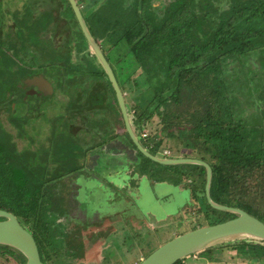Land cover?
<instances>
[{
  "label": "trees",
  "instance_id": "obj_1",
  "mask_svg": "<svg viewBox=\"0 0 264 264\" xmlns=\"http://www.w3.org/2000/svg\"><path fill=\"white\" fill-rule=\"evenodd\" d=\"M77 2L124 92L133 130L143 145L149 150L147 141H151L154 147L162 146L163 140H157L159 130L142 136L155 116L161 118L172 138L202 140L208 149L214 151V162L208 160L213 170L210 187L213 200L244 209L264 221V0ZM45 3L47 8L40 21L35 20L29 42L42 43L44 48H52L53 51L45 57H40L38 50L24 51L32 57L27 58L20 54L27 41L19 50L9 42L1 41L0 106L7 111L8 106L12 110L10 105L14 104L16 113L26 107L29 97L26 100L20 98L21 92H27L26 83L21 81V88L17 86L14 92L15 89L10 90V87L16 84L11 82L19 83L18 76L42 72L46 66L44 70L48 76L42 73L52 82L53 91L48 94L41 91L32 93L39 112L45 110L43 103L46 98V108L54 105L53 108L57 109L56 106L62 102L55 96L57 93L70 100V103L63 104L65 111L79 90L86 95L97 82L105 83L109 112L105 114V110L98 108L93 114L87 113L93 119L109 117L110 121V126L103 132L98 133L96 128L92 130L97 132V137L93 138L87 153L97 156V163L92 166L94 171L97 170L93 173L95 184L105 181V173L113 174L117 163H121L125 156L131 160L128 164L125 159L130 166L126 172L131 184L144 175L152 180L154 186L158 185L156 183H167L176 187L185 181L183 187L192 189L200 211L206 218L213 219L211 224L237 216L215 209L208 202L205 166L162 164L139 150L126 127L107 72L99 61V67L94 63L97 56L89 52L90 44L71 2L45 0ZM59 16L68 21L61 27L62 34L65 33L64 40L61 37L64 45L59 49L62 53H56L52 39ZM74 46L76 54H81L84 59L76 61ZM139 70L140 74L134 78ZM137 88L140 91L137 92ZM4 91L11 97L5 99ZM14 95L19 98L12 99ZM131 101L135 103L131 104ZM58 111L61 112L52 118L54 123L47 138L50 142L48 147L39 146V142L31 148L27 145L20 148L15 137H27V143L31 144L38 140L37 135L29 136V132L24 130V123L17 127V136L0 125V208L12 211L25 220L45 264L44 250L50 242L54 243L56 239L65 244L69 236L68 224L62 221L64 208L61 205L53 207V199L58 194V184L54 179L83 172L81 168L86 167V162L85 165L80 164L77 159L84 148L69 127L73 117H67L70 111ZM38 115L46 118L45 113ZM1 119L0 113V123ZM58 128L60 133H57ZM109 143L111 146H107ZM121 151L128 152L121 156L118 154ZM126 153L129 154L126 156ZM105 156L114 162L105 161ZM56 162L63 167L54 173L53 163ZM125 162L121 166L123 170ZM194 172L204 177L203 184L194 182ZM102 187L111 192L113 184L108 180ZM84 193L88 199L85 208L98 209L104 204L105 199H101L96 189L92 194ZM222 245L197 253L207 257L212 249ZM237 245L248 247L257 255L255 258L264 261V240L237 239L228 243L231 247ZM0 253L14 256L19 264L26 263L24 254L13 247L0 244ZM65 255L68 260L79 257L73 249H66ZM185 259L175 264H183Z\"/></svg>",
  "mask_w": 264,
  "mask_h": 264
},
{
  "label": "rangeland",
  "instance_id": "obj_2",
  "mask_svg": "<svg viewBox=\"0 0 264 264\" xmlns=\"http://www.w3.org/2000/svg\"><path fill=\"white\" fill-rule=\"evenodd\" d=\"M21 7L22 6L18 8V5H16L14 9L16 12H22ZM56 23L57 25L52 34L54 42L53 48H55L56 53H62L59 49L64 45V41H61V37H63L65 33L62 34L61 27H63V23H68V21L59 16V20ZM16 24V26H18V22H16ZM22 27L23 26H20L17 27L16 30L14 29L11 36L9 35L3 38L5 35H2L1 40L9 41V44H11L14 49L17 48L19 50L24 41H29V34L23 31L17 33V30H21ZM88 49L90 54L93 55L94 52L90 45ZM29 50L32 52L38 50L40 57H45L46 54L50 55L53 51L52 48L46 49L42 45L29 43L22 49L20 54L22 56L26 55L27 58H32L25 54V52L28 53ZM73 52V54L77 56L76 61L84 59L81 54L79 56L76 54L77 49L75 46L73 47ZM2 59L3 53L0 51V66L2 65ZM6 62L8 63V61ZM94 63L95 65L97 64L98 67L100 66L98 59H96ZM46 67L43 68L42 72L48 76L46 70H44ZM47 70H49V68ZM31 74L27 73L24 76L36 75L35 72ZM138 74H140V70L135 74L134 78ZM24 76H18V80H20L19 83L12 81L11 84L16 85L11 86L10 90L15 89L14 92H16L17 86L21 88L20 84ZM47 76L45 77L47 78ZM107 88L105 83L97 82L86 95L79 90L72 103L68 105L71 108L67 107L69 110L66 108L65 111L63 104L68 101L70 103V100L65 99L61 93L55 95L58 97L57 99L62 101L56 106L57 109L53 108L55 107L54 105L46 108L48 103L46 98V101L43 103V105H45L43 109L45 110H40V112L46 114V118L44 119L38 117V113L40 112L39 108L35 107L37 100L34 98L35 96H32L33 91H30L32 92L30 96L27 95L29 92L27 90V92H21L20 98L22 97L23 100L29 97L26 103L28 105L17 110V113L16 109L13 108L14 104L10 105L12 110H9L8 106L7 111H5L6 108L4 106H0V113L2 115L0 125L3 128L17 136L19 130H17L16 127L24 123V130L30 134L37 135L36 138L38 140H35L34 143L31 142V144L27 143V137H15L18 142V147L22 148L27 145L31 148L39 142H41L38 144L39 146H41V144L42 146H50V142L47 138L49 137L48 135L51 134L53 128L52 118L55 117L58 112H61L58 110H62L64 112L70 111L67 117L73 118L69 127L73 136L76 135L75 138L81 140V146L84 148L81 151V156L77 158L80 164L85 165L86 162V167L81 168V171L84 173L79 171L80 173L75 172L71 175H62L54 179L58 184V194L53 199V207L55 208L61 205L64 208L65 217L62 218V221L68 224L69 236L65 244L55 239L54 243L53 241L52 243L50 242L45 248L44 257L46 258L47 264H69V262L70 264H139L159 246L177 235L199 226L213 223V219L206 218L204 213L200 211V205L192 195V189L183 187L185 181L176 187L169 184H158L154 186L152 180L144 175L140 180L135 182V184H131L129 173L126 172L130 169V166L126 164L125 159H127L128 164H130L131 160L125 156L122 157L121 163H117L113 174L108 173L109 175H106V173H103L105 175V181H101V183L97 185L95 184L93 181V173L97 170L94 171L92 166L97 163V156L89 154L87 151L88 148L92 146L93 138L97 137V132L93 133L92 130L96 128L98 133H101L110 126V121L109 117H102L99 120L93 119L91 116L87 115V113L91 112L93 114L98 108L105 110V114L109 112ZM138 90L137 88L136 91L138 92ZM37 93L40 92L38 91ZM7 96L10 95L6 93L4 98L6 99ZM13 98H17V96L14 95L12 96V99ZM134 103V101H131V104ZM115 106L118 112V104ZM10 116H12L11 119ZM49 117H51L50 121L47 120ZM118 117L121 120L120 112L118 113ZM150 124V127L143 130L142 136H146L152 131L159 130L157 133V140H163L162 146L154 147L151 145V141H147V145L150 151L157 153L160 157L197 158L207 162L208 160L214 162L212 156L214 151L208 149L207 145L202 142V140H196L194 138H172L166 131L161 118L158 116H155ZM60 132L61 130L58 128L57 133ZM84 136L86 137L85 140L82 139ZM107 146H111V143ZM121 152L122 153L118 154L123 156L125 152L128 151ZM128 154L126 153V156ZM104 159H106L105 161L107 162H114L108 156H105ZM123 162H125V170L121 169V166L124 164ZM53 166L54 173L63 167L62 164L58 162L53 163ZM109 169L111 170V168ZM100 173L101 171L99 170V174ZM193 174L192 177L194 178V182L198 181L199 184L204 183L203 176H200L198 172H194ZM136 176L137 175H135V177ZM108 180L113 184V187H110V189H112L110 190L111 192L104 190L102 187ZM188 183L189 181L187 180L186 184ZM101 188L105 192V198ZM94 189H96L98 195L101 196V199L103 198L105 201L98 209L91 210L90 208L92 207H84L88 199L85 197V193L82 194V192L92 194ZM99 201L102 203L101 200ZM2 219L3 217H0V220ZM19 220L28 228L25 220L20 216ZM252 240L257 241V239ZM66 249L75 250L79 254V257L70 260L66 259ZM209 254L211 255L206 257L199 253H195L190 257H186L187 259L184 260L183 264H264V261L260 258H255L257 255L248 247H243L241 245L231 247L228 246V244H223L222 246L212 249ZM0 264H19V262L14 256L0 253Z\"/></svg>",
  "mask_w": 264,
  "mask_h": 264
},
{
  "label": "water",
  "instance_id": "obj_3",
  "mask_svg": "<svg viewBox=\"0 0 264 264\" xmlns=\"http://www.w3.org/2000/svg\"><path fill=\"white\" fill-rule=\"evenodd\" d=\"M69 1L71 2L94 54L97 56L98 61L107 72L115 88L126 127L139 150L147 157L162 164L171 165L193 163L205 166L207 173L206 193L208 202L215 209L224 212H231L237 215L222 222L199 226L195 229L179 234L163 243L139 264H175L179 260L190 257L192 254L201 250L220 244H228L229 242L237 239H257V241L264 240V221L251 215L244 209L230 207L213 200L210 193L213 170L207 161L197 158L160 157L157 153L150 151L143 145L133 130L124 92L119 85L109 61L105 57L99 43L90 32L77 0ZM27 83L30 84L33 92L41 91L48 94L53 91L52 83L42 73L29 77L27 79ZM0 217H3V219L0 220V244L7 245L21 251L26 257L25 264H45L41 256L39 245L33 233L20 222L18 216L12 211L0 208Z\"/></svg>",
  "mask_w": 264,
  "mask_h": 264
},
{
  "label": "crops",
  "instance_id": "obj_4",
  "mask_svg": "<svg viewBox=\"0 0 264 264\" xmlns=\"http://www.w3.org/2000/svg\"><path fill=\"white\" fill-rule=\"evenodd\" d=\"M16 5H18V8H20V6H22L21 7L22 12H20V11L16 12L15 11L14 7ZM46 8L47 7H46L45 0H0V16H1V18H0V31H1V33H0V44H1V41H3V40H1L2 39L1 36L5 35V37H3V38H6L9 35L11 36L13 34V30L14 29L16 30L17 27L23 26L21 30H17V33H20L23 31L27 34H30V31L35 29V23H34L35 20L40 21V18L42 17L41 15L46 10ZM27 9H29V10H27ZM31 9H33V10H31ZM25 16L28 17V20H27V18L25 19ZM23 18H24V20H23ZM20 20H21V23H20ZM16 22H18V26H16L17 25ZM39 37H40V35H39ZM7 42H9V41H7ZM40 42H42V41L40 40ZM29 43L30 44L31 43L36 44L35 42H29L28 41V43L25 42L24 45L26 44V46H27ZM37 45H42L44 47V44H42V43H39ZM35 73H36V75H38V74H41L42 72L38 71V73L37 72H35ZM31 75L25 76L21 80V81H24L26 83V88H27L26 90L29 92L32 91V87L30 86L29 83H27V79L29 77H31ZM30 93H32V92H30ZM13 108H15V105H13ZM53 123H52V125H53ZM14 127H16V126H14ZM31 135H33V134H31ZM156 184H159V183H156ZM165 184H167V183H164V185Z\"/></svg>",
  "mask_w": 264,
  "mask_h": 264
},
{
  "label": "flooded vegetation",
  "instance_id": "obj_5",
  "mask_svg": "<svg viewBox=\"0 0 264 264\" xmlns=\"http://www.w3.org/2000/svg\"><path fill=\"white\" fill-rule=\"evenodd\" d=\"M79 7H80V6H79ZM103 53H104V52H103ZM105 57H106V55H105ZM106 58H107V57H106ZM107 60H108V59H107ZM24 77H25V76H24ZM25 89H26V88H25ZM4 93L6 94L7 92L4 91ZM7 95H9V94L7 93Z\"/></svg>",
  "mask_w": 264,
  "mask_h": 264
}]
</instances>
